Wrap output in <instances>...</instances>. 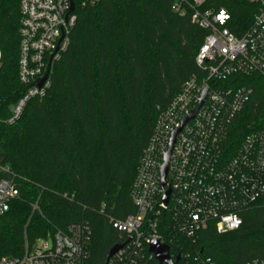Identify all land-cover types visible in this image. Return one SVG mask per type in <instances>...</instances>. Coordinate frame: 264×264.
I'll list each match as a JSON object with an SVG mask.
<instances>
[{
  "label": "trees",
  "instance_id": "1",
  "mask_svg": "<svg viewBox=\"0 0 264 264\" xmlns=\"http://www.w3.org/2000/svg\"><path fill=\"white\" fill-rule=\"evenodd\" d=\"M75 2L77 24L53 66L48 94L29 101L10 124L11 107L26 91L18 79L20 0H0V161L11 167L19 191L0 216V258L21 256L38 239L87 223V260L105 264L109 250L127 239L112 220L136 213L131 187L159 109L199 71L196 56L209 31L177 15L173 0ZM204 7L225 9L226 26L238 37L257 12L245 0H205ZM232 78L253 94L230 127L229 152L264 128V76ZM242 217L238 229L219 233L210 224L193 240L162 215L156 233L174 260L180 256L177 264L264 260V205Z\"/></svg>",
  "mask_w": 264,
  "mask_h": 264
},
{
  "label": "built area",
  "instance_id": "2",
  "mask_svg": "<svg viewBox=\"0 0 264 264\" xmlns=\"http://www.w3.org/2000/svg\"><path fill=\"white\" fill-rule=\"evenodd\" d=\"M99 1L78 0L77 5L92 7ZM245 1L256 5L257 12L238 37L226 26L230 15L225 9L205 8V0H173L177 15L190 17L209 32L196 56L199 71L159 109L131 187L136 213L112 220L127 242L109 264H136L137 256L157 262L149 245L154 238L165 243L156 233L162 215L171 220L176 233L195 240L210 224L219 233L238 229L245 211L264 205V128L245 135L234 151L228 149L230 127L253 94L252 88L238 86L232 77L264 76V0ZM20 13L18 79L26 91L11 107L10 124L20 119L29 101L48 94L53 66L68 50L78 20L75 0H20ZM169 151L163 187L162 167ZM167 189L170 196L165 203ZM18 195L11 167L0 161V216ZM90 237L87 223H75L38 239L46 240L39 247L37 241L27 245L21 256L0 258V264H90ZM243 264H264V260Z\"/></svg>",
  "mask_w": 264,
  "mask_h": 264
},
{
  "label": "water",
  "instance_id": "3",
  "mask_svg": "<svg viewBox=\"0 0 264 264\" xmlns=\"http://www.w3.org/2000/svg\"><path fill=\"white\" fill-rule=\"evenodd\" d=\"M74 8V5L72 3V9ZM46 78V75L44 76V78L41 80L40 83H42L44 81V79ZM206 94V91L204 92V96ZM196 111V110H195ZM195 111L192 113L191 116L187 117L183 123H185L189 118L193 117ZM174 142V137L172 139L171 142V148H172V144ZM171 151V149H170ZM170 151L167 153V155L165 156V162L163 164L162 167V186L165 187V179H166V174H167V169H168V160H169V155H170ZM169 196H170V189H167L164 191V202L167 203L169 200ZM127 241L125 242H119L116 243L108 252V254L106 255V261L105 264L108 263L109 259L119 250L121 249ZM149 251L151 253H153L155 259L157 260L158 264H177V262L180 259V256H178L175 260L171 257L170 254V248L167 244L162 243L158 238H154L149 245Z\"/></svg>",
  "mask_w": 264,
  "mask_h": 264
},
{
  "label": "rangeland",
  "instance_id": "4",
  "mask_svg": "<svg viewBox=\"0 0 264 264\" xmlns=\"http://www.w3.org/2000/svg\"><path fill=\"white\" fill-rule=\"evenodd\" d=\"M42 241L45 242L46 240H39V241L36 242L35 245L39 247L43 243ZM47 242H48L49 247H52V245H53L52 238L47 239Z\"/></svg>",
  "mask_w": 264,
  "mask_h": 264
},
{
  "label": "clouds",
  "instance_id": "5",
  "mask_svg": "<svg viewBox=\"0 0 264 264\" xmlns=\"http://www.w3.org/2000/svg\"><path fill=\"white\" fill-rule=\"evenodd\" d=\"M235 223L238 225V224L240 223V221L237 219V220L235 221Z\"/></svg>",
  "mask_w": 264,
  "mask_h": 264
}]
</instances>
